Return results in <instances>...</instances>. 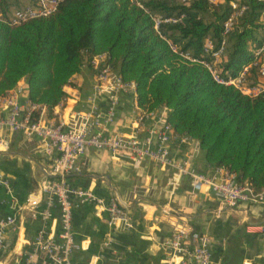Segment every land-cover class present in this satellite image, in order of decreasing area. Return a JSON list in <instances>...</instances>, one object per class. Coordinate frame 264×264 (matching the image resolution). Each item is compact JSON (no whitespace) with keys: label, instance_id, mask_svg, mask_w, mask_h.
<instances>
[{"label":"trees","instance_id":"obj_1","mask_svg":"<svg viewBox=\"0 0 264 264\" xmlns=\"http://www.w3.org/2000/svg\"><path fill=\"white\" fill-rule=\"evenodd\" d=\"M61 0L55 14L11 27L3 22L19 0H0V99L25 81L31 103L42 105L47 118L67 98L64 87L93 57L123 82L132 83L136 104L147 113L166 108L173 133L198 142L205 161L249 183L264 188V92L243 95L233 86L217 83L200 63L183 59L187 53L199 61L207 38L221 39L230 16L231 2L219 0ZM244 12L228 37L226 54L218 65L224 80L237 77L261 57L264 46V3L238 0ZM179 17L164 24L159 36L150 15ZM177 49L174 53L170 45ZM264 65V58L262 59ZM95 72V71H94ZM250 86L260 83L258 68L251 66Z\"/></svg>","mask_w":264,"mask_h":264},{"label":"crops","instance_id":"obj_2","mask_svg":"<svg viewBox=\"0 0 264 264\" xmlns=\"http://www.w3.org/2000/svg\"><path fill=\"white\" fill-rule=\"evenodd\" d=\"M95 84V72L84 65L72 77V85L64 87L67 98L62 106L53 109L52 119L67 121L93 107L105 113L109 107L107 95L95 94ZM16 89H21L18 98L24 104L28 101L25 81H20ZM135 106V88L128 87L120 95L113 121L105 126L103 135L129 136L137 132L144 136L148 131L158 132L166 122L167 110L159 108L137 126ZM0 116H6V108L1 104ZM45 118L49 119L47 113ZM0 140L8 145L7 151H0V173L9 180L17 203L13 206L0 187V213L18 217L15 229L4 235L7 249L0 261L21 264L19 254L30 251L28 244L42 226L32 214L44 209L39 186L51 176V161L41 151L36 138L27 139L20 132L6 130L0 133ZM157 146L154 137L152 147ZM168 149L174 161H185L199 173L214 175L216 168L205 161L198 142L191 138L172 139ZM125 156L89 148L81 159L80 173L67 178L73 187L90 189L106 202L116 198L131 218L129 228L112 229L101 209L91 204H76L72 230L82 248L73 254L74 264H162L163 243L176 225L208 237L212 264H264V232L251 235L245 230L248 225L264 228L263 205L240 202L236 208L227 209L207 187L193 191L187 176L172 186L171 167L149 160L132 162ZM59 231L58 212L54 209L46 232L57 237Z\"/></svg>","mask_w":264,"mask_h":264},{"label":"built area","instance_id":"obj_3","mask_svg":"<svg viewBox=\"0 0 264 264\" xmlns=\"http://www.w3.org/2000/svg\"><path fill=\"white\" fill-rule=\"evenodd\" d=\"M186 4L189 0H176ZM264 3V0H256ZM61 0H27L23 5L16 6L2 19L11 27L23 25L35 19L47 18L58 10ZM137 6L143 8L138 0ZM211 5H216L219 0H207ZM232 12L223 24L221 39L214 43L207 38L204 42V55L210 62L199 61L184 53L180 56L192 63H200L219 84L233 86L243 95L257 97L264 92V46L260 50L261 57L252 65L244 67L240 74L232 79L224 80L219 76L218 65L222 62L228 43V37L236 21L247 10L238 0L230 4ZM1 17V15H0ZM156 33L160 34V27L164 24H178L184 16L163 17L150 15ZM264 21V16L262 18ZM170 45V43L168 42ZM176 53L177 49L170 45ZM105 55H98L90 62L91 69L95 71V94L107 95L109 107L105 113L99 112L95 107L86 113H76L70 119H46V108L42 105L31 103L24 104L19 101L21 89L13 90V94L0 99V104L6 108V116H0V133L3 131L20 132L27 139L38 140L43 154L51 161V176L45 178L39 186V194L44 203V209L32 214V218L38 219L41 227L37 230L33 240L28 244L31 249L27 253H20L21 264H74L72 256L82 248L81 243L75 240L72 230V213L74 206L91 204L106 214L108 225L112 229H125L131 226V218L123 210L118 200L114 197L104 201L94 191L73 187L68 182V176L78 174L81 171V159L87 149L107 150L113 156L125 154L127 160L140 162L149 160L157 165L169 166L173 169L171 185L176 186L180 179L187 176L190 179L193 191L199 192L204 187L221 199L227 209H234L240 202L259 204L264 206V188L256 192L247 183H238L236 176L223 168H216L213 176H206L189 168L185 161H174L170 157L168 143L172 139L179 138L173 133L172 127L164 122L158 132L148 131L144 136L137 132L127 135L104 136L106 125L112 123L114 110L119 97L128 87H134L132 83H125L114 73L110 67L103 63ZM251 66L258 68L260 83L250 86L247 73ZM63 102L60 104L62 106ZM136 124L141 125L151 113L135 106ZM156 137L158 146L152 147V139ZM8 145L0 140V151H7ZM0 187L13 206L17 203L12 193L9 180L0 173ZM58 212L60 231L57 237L46 232V224L52 219V211ZM15 215H2L0 213V256L6 252L4 241L5 233L15 229L18 221ZM248 234L263 233L262 225H248L245 227ZM164 258L162 264H212V255L207 236L190 231L187 228L176 225L172 228L170 236L163 243ZM0 264L2 262L0 261Z\"/></svg>","mask_w":264,"mask_h":264},{"label":"rangeland","instance_id":"obj_4","mask_svg":"<svg viewBox=\"0 0 264 264\" xmlns=\"http://www.w3.org/2000/svg\"><path fill=\"white\" fill-rule=\"evenodd\" d=\"M21 5L25 4L27 2V0H19Z\"/></svg>","mask_w":264,"mask_h":264}]
</instances>
